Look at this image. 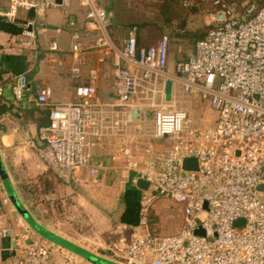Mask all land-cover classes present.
<instances>
[{
	"label": "built area",
	"instance_id": "obj_1",
	"mask_svg": "<svg viewBox=\"0 0 264 264\" xmlns=\"http://www.w3.org/2000/svg\"><path fill=\"white\" fill-rule=\"evenodd\" d=\"M6 1L0 17L9 22L19 9L39 15L58 4ZM210 1L215 5L207 13L211 27L194 43L190 56L175 62L172 76L166 71L167 37L156 46L137 48L136 27L131 26L123 47L113 52L114 101L97 96L95 68L88 70L87 82L75 86L74 101L52 104L49 86L36 90L35 103L49 105L50 113L48 124L37 130L34 148L59 180L69 183L83 168L93 182L109 167L134 170V181L143 178L147 190L182 204L184 221L177 233L151 234L143 223L132 229L124 247L112 249L115 261L264 264V0ZM77 2L85 8L84 25L99 33L97 43L110 46L111 12L98 0ZM20 35L21 45L36 48L30 23ZM49 47L56 49V43ZM71 51L70 73L79 79L84 62L79 39L72 41ZM168 79L172 87L166 100ZM26 90L25 72L11 76L15 101ZM193 96L215 110L211 126L197 129L189 123L187 107ZM148 139L168 144L161 150L147 142L138 146ZM110 141L116 142L108 155L111 164L94 161L96 148ZM185 160H192L195 168H185ZM239 218L243 223L235 226ZM15 234L0 228V236L22 241L21 264H49L50 248L42 238L27 228Z\"/></svg>",
	"mask_w": 264,
	"mask_h": 264
},
{
	"label": "crops",
	"instance_id": "obj_2",
	"mask_svg": "<svg viewBox=\"0 0 264 264\" xmlns=\"http://www.w3.org/2000/svg\"><path fill=\"white\" fill-rule=\"evenodd\" d=\"M113 1L107 0L106 9L109 11L113 7ZM6 5V0H0L1 9H5ZM84 12L85 8L79 5L77 0H69L66 3L57 4L39 15L31 10L19 9L13 22L0 17V97L2 102L13 112L11 115L5 114L0 118V157L19 199L41 225L84 248L86 247L79 241H89V238L82 232L93 231L94 238L100 243H104L105 240L101 234L109 232L112 233L114 244L120 248L127 244L124 228L129 225L131 229H134L140 223H144L143 219L137 217V219L124 218V208L130 205V198L138 199V196L142 194V190L138 189L135 184L134 177L137 174L134 170L114 171L109 167L100 174L97 182H93L88 169L83 168L75 177V183H63L59 190L56 189L59 180L52 175H45L47 168L44 161H39L37 173L35 172L36 174L33 176L29 177L30 175L25 173V160L33 158L31 154L36 152L34 144H38L37 130L39 127L31 121L22 119L21 110L36 104L34 99L38 87L42 85L50 87L49 101L52 104L74 101L75 86L79 82H87L88 70L95 68L97 71L95 79L97 96L101 101L110 102L116 99L114 91L115 67L112 53L109 50L111 47L97 43L96 39L99 33L84 25ZM129 22L120 16L117 17V13L114 11L111 25L108 28L109 40L113 46L123 47L128 29L131 27ZM197 22H199V18H197ZM26 23H30L31 29L35 33V49L20 44L22 40L20 32ZM203 24L208 23L204 21ZM198 25L194 24V26ZM155 35V38L152 39L153 37L148 34V29H143L140 32L136 30L137 45L146 47L150 45L151 40L153 41L152 45H157L161 37L166 36L168 41L166 71L172 76L175 62L190 56L194 51V43H189L183 38H170L167 34H160L158 31ZM74 39H79L81 42L84 58L79 79L74 78L70 73V67L74 62V55L71 51V43ZM51 41L56 43V49L49 47ZM188 45L190 49L185 52ZM20 72H25L27 90L20 101H15L11 93V76ZM114 142H107L108 144L103 149L96 148L97 153L93 155V160L102 159L110 165L111 161L108 155L116 148ZM117 164H120V161ZM44 175L47 176L48 181L43 179ZM28 178L32 180L31 183L35 182L36 178L40 179L36 196L32 188L25 185L28 183L26 182ZM48 182L51 184H47ZM118 187L123 192L122 201L120 200L123 205L117 202L116 205H113V211H109L107 209L109 201L108 197L104 195V191L112 188L117 190ZM93 193H96L99 201L94 200ZM76 202L83 205H78L81 210L79 215H76V219L69 216L65 219L51 218L52 215H56V211H62L65 207ZM119 204L122 206L119 207ZM95 207L98 208V211L93 210ZM120 208H123L122 211ZM80 217L82 219H79ZM0 228H9L14 234L26 228L30 229L10 203L1 180ZM34 234L36 233L34 232ZM15 235L0 236V264H21L24 260L22 251L24 246ZM36 235L42 238L38 234ZM42 239L50 248L49 264H93L59 245Z\"/></svg>",
	"mask_w": 264,
	"mask_h": 264
},
{
	"label": "rangeland",
	"instance_id": "obj_3",
	"mask_svg": "<svg viewBox=\"0 0 264 264\" xmlns=\"http://www.w3.org/2000/svg\"><path fill=\"white\" fill-rule=\"evenodd\" d=\"M100 5L104 8L107 7V0H98ZM112 9L111 11V22L113 19L114 11L117 13V17H122L128 21H136L140 22L142 20L150 21L153 18V15L155 13V8L149 4V0H114L112 3ZM115 8V9H114ZM207 22L210 23V18L208 15H202L199 18V22H197V19L193 20V23H202ZM136 26L135 24H130V26ZM137 28V27H136ZM144 29H148V34H150L154 39L155 34H157V30L149 25L145 27ZM137 30V29H136ZM151 38V37H150ZM160 41V40H159ZM153 41H150V45L148 46H156L152 45ZM111 48L109 49L113 56L114 49L117 48L113 44L110 45ZM190 47L189 45L186 46L185 52L189 51ZM168 51V46H167ZM167 58H168V52H167ZM167 66V61H166ZM188 114H189V123L191 126L197 129H204L206 127L211 126L214 123L216 112L215 110L210 106L207 100L201 99L199 96H193L191 97L190 103L187 107ZM151 144L152 146L157 147V150L163 149L161 146H166L168 143L165 140H152L148 139L147 141H143L138 146L144 147L146 144ZM160 147V148H159ZM33 151V150H32ZM37 152V151H36ZM32 153L33 158H28L22 163V165H25V173L30 175L29 177L33 176L37 173L38 170V163L41 160L43 162L42 158L36 153ZM45 164V162H43ZM46 168L47 165L45 164ZM48 169V168H47ZM36 172V173H35ZM27 176V175H26ZM52 177H56L55 175ZM57 178V177H56ZM39 178H36L38 180ZM58 179V178H57ZM75 178L72 179L70 182L75 183ZM59 180V179H58ZM32 180L30 178L27 179L26 182L31 183ZM35 181V180H34ZM58 186H56V189H60V186L65 184L64 181H57ZM68 183V182H67ZM32 188V187H31ZM122 189L120 187L112 188L111 190H105L104 195L108 197L109 205H107V209L109 211H113V205H116L117 202L121 203L122 201ZM94 200L99 201L98 196L96 193H93ZM36 196V193L34 194ZM83 202V201H82ZM130 205L125 209L124 212V218L126 219H145L144 216L146 214L149 215V213H152L154 216V219H159V234L158 235H171L175 234L179 231L183 221H184V213L182 204L175 202L171 199H168L166 197L155 195L152 190L146 189L142 190V194L138 196V199H134V197L129 200ZM122 204V203H121ZM119 204V207L120 205ZM82 205L79 202H76L68 207H65L64 210L56 211V215H52V219H65L66 217H75L76 215H79V212L81 208H79ZM106 205V204H105ZM123 205V204H122ZM121 205V206H122ZM83 206V205H82ZM123 208H120V211H122ZM93 210L98 211V208L95 207ZM137 217V218H136ZM79 219H82L81 217ZM113 219V218H111ZM243 220L242 219H236L234 221L235 226L242 225ZM141 226V223L138 225ZM158 227V226H157ZM141 228V227H139ZM132 232L131 226L127 225V227L124 228V235L128 239L130 233ZM82 234H87V238H89V241H79L80 244L84 245L88 250L101 255L103 257L114 259L113 256V250L115 249V244L113 241V237H111L112 233H104L101 234L104 237V243H100L97 239L94 238L93 231H84ZM113 249V250H112Z\"/></svg>",
	"mask_w": 264,
	"mask_h": 264
},
{
	"label": "trees",
	"instance_id": "obj_4",
	"mask_svg": "<svg viewBox=\"0 0 264 264\" xmlns=\"http://www.w3.org/2000/svg\"><path fill=\"white\" fill-rule=\"evenodd\" d=\"M149 4L155 8V13L150 21L129 22V24H135L139 32L151 25L160 34H167L170 38H183L189 43H195L197 40L202 39L211 27L210 24L201 23L197 24L198 26H194L195 23L192 22L195 18H200L203 14L214 10L215 5L210 0H149ZM136 46L140 48L137 45V41ZM12 113L0 97V118L5 114L11 115ZM49 113L50 107L48 105L35 104L33 107L22 108L21 117L24 120L33 122L37 127H42L48 124ZM45 175L54 176L50 169H47ZM47 176L43 177V179L47 180ZM39 183L40 179L33 183H26L25 185L32 187L35 194L37 193ZM47 184L51 183L48 182ZM144 218V225L147 230L151 234H159V219H154L152 213L146 214Z\"/></svg>",
	"mask_w": 264,
	"mask_h": 264
},
{
	"label": "water",
	"instance_id": "obj_5",
	"mask_svg": "<svg viewBox=\"0 0 264 264\" xmlns=\"http://www.w3.org/2000/svg\"><path fill=\"white\" fill-rule=\"evenodd\" d=\"M58 4L61 3V0H56ZM171 87H172V81L166 80L164 82V93H165V99L169 100L171 96ZM132 114L134 117L138 116V112L136 109L132 110ZM184 167L187 169H194L195 164L192 162V160H185ZM0 180L2 182L3 188L5 190V193L14 207L15 211L23 218V220L26 222V224L29 226V228L44 238L45 240L59 245L81 257L86 259L87 261L93 263V264H124L122 262L115 261L111 258L103 257L101 255H98L82 246L77 245L76 243L62 237L61 235L56 234L55 232L47 229L43 225H41L30 213V211L27 209L26 206L21 202L19 199L15 189L13 188L9 176L7 174V171L4 167V164L0 157ZM136 186L138 189L146 190L148 188V182L143 178H138L136 180ZM261 185L258 186L260 188ZM197 234H202L201 230L196 231Z\"/></svg>",
	"mask_w": 264,
	"mask_h": 264
}]
</instances>
